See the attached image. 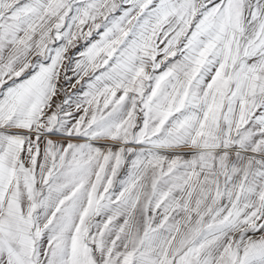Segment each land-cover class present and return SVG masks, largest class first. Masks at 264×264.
I'll return each instance as SVG.
<instances>
[{"label": "snow or ice", "instance_id": "6c2138e0", "mask_svg": "<svg viewBox=\"0 0 264 264\" xmlns=\"http://www.w3.org/2000/svg\"><path fill=\"white\" fill-rule=\"evenodd\" d=\"M0 264H264V0H0Z\"/></svg>", "mask_w": 264, "mask_h": 264}]
</instances>
